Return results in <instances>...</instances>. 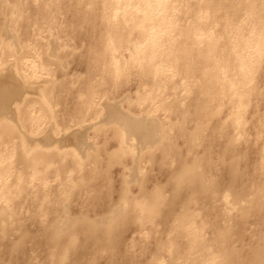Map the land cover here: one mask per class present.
Instances as JSON below:
<instances>
[{
  "label": "bare ground",
  "instance_id": "1",
  "mask_svg": "<svg viewBox=\"0 0 264 264\" xmlns=\"http://www.w3.org/2000/svg\"><path fill=\"white\" fill-rule=\"evenodd\" d=\"M27 1L0 0V19L4 17L7 22H14L13 27L8 25L7 22H3L4 26L0 25L2 26L0 27V160L3 158V149L12 148L15 151V157L6 163L5 171H13L15 174L18 167L21 170L19 173L16 172L17 175L15 176L18 178L16 177L12 185L9 184V186H14L12 187L16 190L13 189L14 192L24 195L28 191V193L33 194V196L30 195L29 201L36 209H33L34 215H31V219L37 225V230L30 232L26 227V230H24L23 222L18 216L22 213V209L16 207L17 201H15L14 205H10V195H7L8 193L6 194V192L1 194L0 244L3 241H6V244L4 243L5 248L2 249V252L0 251V264H15V255L22 258L23 264H91L92 260L102 257L107 252L111 254H109L111 258L108 260H114L115 258L112 257L117 256L118 253L120 254L122 247H125V252L122 253L123 258L128 261H135L136 257L132 251L134 250L132 249L134 237L131 238V242H126L125 239L129 230L127 227L132 224L138 225L135 230H146L156 236L154 232H156L157 228L151 226V224L155 220L153 218L161 212L164 214V229L161 228L159 232H166V240H168L166 242L169 247V252L167 251L166 254H170V257L167 259L168 256L164 255V253L155 255L156 253L154 252L155 254H151L152 257H149V260L144 259L147 262L143 260L146 264H166V262L168 264H233L236 260H238L239 264H244V262H241L242 260L237 259V250L227 248V241L233 235L234 225H220V222L223 224V220L225 222L229 220L228 216L234 209L236 212L239 211V217L241 218H247L253 212L264 215V147L258 151L259 157L258 161H256L258 162L256 167L260 170L259 174L262 176L258 179L260 184L252 187L247 185V181L249 183L252 182L251 177L247 178L250 170L246 172V169L244 171L246 176L243 177L244 173L239 169V161L244 159L243 156L246 153H243L244 151L236 146L240 141L239 137L242 136V132L245 130L246 121L243 119H245V112L248 111L245 110L252 103L253 96L258 97V95L261 96L264 93V0H101L103 11L99 16L95 15L96 18L94 17V20L96 19L97 23L93 27V30H99L101 35L98 49L95 51V59L98 63L94 67L91 66L101 70L102 73L100 74L102 75L107 70L109 81L114 83L122 80L125 75L129 76L133 73L145 75L146 78L150 76L155 83L157 81H168L169 93H172L173 97L175 96L173 99L178 98V96L187 97L192 90H196L199 96L192 101L191 105L194 114L189 109L185 108L183 110L182 108L180 113L181 122L177 117L171 115H168L169 117L166 115L168 118H164L165 120L152 115L154 109L158 110L157 104H154L155 107L154 109L152 107V111L140 109V113L135 111L132 113L125 110L122 102L128 99L127 97L130 93L126 92L125 94V91L122 89L123 92L120 88L121 94L117 95V98L114 97V99L124 98L120 101H115L114 104L110 102L111 99L106 97L107 94L105 95L106 98L104 95L103 97H98V94L93 93V89L96 88L92 89L91 87H89L87 95L83 92L86 95L84 99H82L84 96L80 92L77 93L80 98L83 96L81 98L82 105L78 106L77 101H72L71 103L76 104L74 107L72 106L73 108H69V104H64L58 100L54 102L55 99L51 98L52 89L56 86L67 85L66 82L70 74V72H66L61 76L59 75V78L58 74L55 73L59 69L57 71L54 70V66H59L63 63V61L59 62L58 50L63 47L59 43L60 37L58 33L61 31L59 32L58 29L62 26L59 24V19L62 17L64 19V9H62L63 6H52L49 0H34L38 5L35 6L38 14H31L30 7L25 8ZM82 1L80 0L79 2ZM87 1L88 4L93 6V3L97 0ZM123 4L125 8L132 6L138 12L141 7H149V10L155 13L148 15L149 17L146 16L147 14H143V17L140 16L141 19L139 18L138 20L140 22L137 21L135 24L133 23L134 25H131L133 19H135L133 18L134 14L129 13L133 16L132 18L127 17L126 12L123 14V11H120ZM178 4L180 6L183 4V7H187L185 9L186 13H192L190 14L189 23L185 26L181 25L179 18L174 15L175 10L178 9L177 6L180 7ZM157 8H159L160 13ZM8 14H11V17H8ZM130 19H132L131 24L129 22ZM20 22L27 24L23 33L19 32ZM144 22L147 26L146 29L142 27L145 26ZM66 28L68 29L67 25ZM13 30L18 31L20 34ZM44 48L45 52L43 54ZM32 51H34L35 57H38V59L35 60V58L31 57L33 54L31 53L30 55L29 52ZM126 53L129 55H125ZM28 54L31 58L28 57ZM6 55L7 57L14 56L15 61L10 62L12 58H4ZM63 57H66V54ZM63 57L61 56V58ZM173 59H176L175 61L177 62L175 63L179 62L178 65L180 64L179 66L174 63L171 64V66L176 65L179 67L178 75L181 76V80L177 81L178 83L174 81V77H169V72H166L167 70L170 71L169 64ZM174 72L176 73L177 71L175 70ZM175 73L173 75L176 76L177 73ZM138 75L136 77H140ZM196 77H199L197 78L199 80L196 79L195 81L197 82L194 83ZM100 78L97 79L100 80V83L107 81L104 76ZM142 78L143 84L145 80L144 77ZM69 79L72 80V77ZM149 80L148 78L147 82L151 84ZM35 81L38 86H34ZM122 81L125 82L124 80ZM163 84L165 83L163 82ZM133 86L134 83L131 87ZM67 88L71 90L73 86H66V90H68ZM141 89L143 90V88ZM153 90L155 89L153 88ZM33 91L40 95L39 101L29 97ZM60 91L59 89V93L63 89ZM98 91L101 90L99 89ZM146 91L148 92L149 90ZM150 91H152L151 88ZM157 91L159 92V89ZM103 92L105 94L104 90ZM135 93H137L138 98L140 95L139 89ZM113 94L115 93L113 92ZM142 96H146V94ZM149 97L147 100H149ZM170 97L172 96L169 94ZM140 99L137 104L142 100ZM179 99L175 102H179ZM183 101H181V104ZM97 104L102 106V110H98L99 106L95 108ZM59 105H62L60 110H58ZM77 106L80 107L78 110H76ZM166 107L165 109L167 110L168 107ZM170 109L172 110L169 103ZM42 110L44 112H41ZM225 110L227 117L225 116L222 120L220 117ZM95 111L97 113L101 111L98 114V122L99 117L102 116L99 124L95 123L93 119L94 122L92 123L95 126L90 125L91 123L87 125L83 122L85 124L82 125L84 126L83 128L78 129L80 126L77 125L79 127L76 130L75 127L74 130L72 128V131L69 132L70 128H68L67 132L66 127H68V124L73 121H78L79 123L85 121ZM60 112L68 115L69 117L66 118H69L70 121L66 124L64 122V125H66L65 133L67 134L63 133L64 135L58 138V135L54 136L55 131L60 130L63 125L59 126L55 120L60 116ZM172 112L174 111L172 110ZM8 114L12 115V121L8 120ZM46 116L51 119L48 123L51 126L49 130H47L49 126L42 128L45 124L44 119ZM188 121L195 122L189 127L186 126ZM167 126L176 129V134L172 136L171 132L168 133ZM230 127L234 128V130L230 131ZM90 129L95 130V135L102 134L106 135L105 137L111 131L112 137L118 142V147L112 150L107 149L108 142L111 139L114 140L113 138L109 141L106 138L108 142H104L102 145H97L96 143L95 145L94 141L92 142L91 140V136L87 133ZM177 138L184 140L187 152L180 151L178 144L175 142ZM103 141H105V138ZM201 145L203 146V151L200 153L197 148ZM71 146V149L74 147L75 149L70 151L63 149ZM156 151L161 155V162L157 163H159V168L167 176V182L166 184H156L152 189H148L145 183V172L147 173V171L141 167V162L148 155L152 158ZM214 154L216 155L214 156ZM128 156H131L135 164L132 167L124 166L125 170L119 174L118 180H123L122 183L124 185L121 184L123 185L122 188L120 186L118 200L113 202L112 190H107L110 193L106 192L107 194H105L103 190L105 186L103 187L100 181L108 179L111 182L110 168L115 164L122 165L123 160ZM53 160L59 163L61 173H65L67 168H69L67 165H70L72 167L70 170L76 174L75 178L71 177L72 174H68L66 178L61 180L60 186L62 188L65 187L62 194L66 195L68 193L71 197L75 195L78 198L79 195L77 196L74 190L80 188L82 197L86 194L91 195L90 197H93L96 202L104 199L103 203L100 204L105 208L102 213L95 212V214L89 215L88 210L84 209V211L80 210L79 212L77 210L76 214H73L66 207L65 210H61L65 213L64 216H61L62 212L57 203L55 204L58 195L55 190L47 192L44 190L45 192H43L38 184H34L33 190L27 189V183H24L21 179V174L25 173L24 168H32L37 175L43 173V176L37 177L45 181L49 177L46 176L47 173L45 172H48V165ZM168 161L169 163H176V168H169L167 166L169 164ZM104 163L106 165L102 166ZM221 166L231 176V179H229V181L231 180L230 184L226 185L229 187L224 188V191L221 183L216 180L218 178L210 175L212 168L220 169ZM13 168H16V170H12ZM59 170L57 169V171ZM241 180L243 181L242 183ZM134 184L137 186V190L132 191L131 187ZM169 186L171 197L168 200L165 196V191ZM184 189L188 190L189 193L187 200L183 202L184 204L181 203L180 205L179 203L180 209H177V211L169 207L167 211L163 212L161 207L163 205L166 206V204L169 206ZM8 190L11 191L12 189ZM183 192L185 193L186 191ZM49 194L52 197L49 198ZM225 194L229 195L234 203V206L229 208L227 213L221 212L220 207L222 206H219ZM200 198H203L206 202L204 204H206L207 209L211 208L212 212L215 211L214 215H216L211 221L206 219V214L205 218H200L201 221L197 220L196 218L201 216L199 215V210L194 211L189 208L190 203H197ZM54 199L55 201H53ZM23 202L21 201L19 206H23ZM86 204L85 206L88 209L92 207L90 211L97 206V203L92 206L89 202ZM28 209H31V207ZM59 211L61 212L60 214ZM246 220L248 218L245 219V222ZM260 223V227L262 225L264 227V217L261 218ZM195 224H198L200 231H204V234H197V230L193 228ZM207 228L214 229L215 235L212 232V236L207 238L205 236L209 230ZM243 229L242 231H245L246 227ZM14 231H19L20 233L17 238H8ZM169 231L171 234H169ZM256 233L257 231L254 232L255 236ZM142 235L145 234L143 233ZM239 236L243 237L242 234H239ZM145 237L147 238V236ZM257 237L261 243L255 249H252L254 251H250L253 254L252 258L249 259V257L245 256L249 259L248 261L245 260L248 264H264V231H258ZM26 238L43 247V251H41L43 254L40 258L37 257V262H30V259H32L31 251L28 252L30 249L21 248ZM159 238L162 240V235ZM183 240L184 242H182ZM178 241H181L180 246L177 244ZM157 243L155 244L154 242L155 245ZM246 245L248 244L242 245L241 249L243 250ZM156 248L154 247V249ZM164 249L161 248V251ZM141 250L143 251V249ZM143 263L142 261L138 262V264Z\"/></svg>",
  "mask_w": 264,
  "mask_h": 264
},
{
  "label": "rangeland",
  "instance_id": "2",
  "mask_svg": "<svg viewBox=\"0 0 264 264\" xmlns=\"http://www.w3.org/2000/svg\"><path fill=\"white\" fill-rule=\"evenodd\" d=\"M12 1H16V0H12ZM34 0H28L27 1V3H26V6H25V8H29V10L31 11V14H38V11L36 10V8L37 7H35L36 5H37V2H33ZM60 3H59V2ZM80 0H49V3L53 6V5H57V6H59V7H61V6H63V8L62 9H64V13H63V16H64V19H63V17L61 18V19H59L60 21V25H62V26H60L59 27V32L60 33H58L59 34V37H60V39H59V43L62 45V49H59L58 50V55H59V62L61 63L62 61H63V63L62 64H60L59 65V63L57 62V64L59 65V66H54V70L55 71H57L58 69V71L57 72H55L56 74H58V76L60 75H62V74H64V73H69L70 72V74L68 75V80H67V85H63V86H56L55 88H53L51 91V98L54 100L55 99V101L54 102H56V100H58V101H60V102H62V103H66V104H69V108H71L72 106L74 107V105L76 104V103H71L72 101H77V104H78V106L79 105H82L81 104V102H82V99H84L85 97H86V95L88 94V92H89V87H91L92 89L93 88H96V89H93V93H96V95L98 96V97H103V95H104V97H105V95H106V97H108L109 99H111L110 100V102H113V104H114V102L115 101H120V100H122L124 97H119L118 99H114V97H116L117 95H119V94H121V92L124 90L125 91V94H126V92L129 94V96L127 97L128 99H126V100H123V102H122V106H123V108L125 109V110H127V111H130V112H136V113H140V109H142V110H146V111H152L153 109H154V107H155V105L157 104V108H158V110H156V109H154L153 111H152V115H154V116H158V117H160V118H163V120H165L164 118H168L169 116L168 115H171V116H174V117H177L178 119H179V121L181 122V118H180V113H181V109L183 108V110L186 108V109H189L190 111H191V113L192 114H194V111H193V108H192V101L195 99V98H198L197 96H199L198 95V92L192 87V89H194L195 91H191V93L193 94H189V96H187V97H184V96H178V98H176V99H173L174 97H173V95H172V93H169V82L168 81H157L156 83L154 82V81H152V78L150 77V76H148V78L150 79L149 81H151V84H150V82H147V80H148V78H146V76L145 75H143L142 76V74H139L140 75V77H136L137 75H138V73H136V74H131V75H129L128 73V75L129 76H127V75H125V77L124 78H126V79H124V78H122V80H124L125 82H123L122 80H119L117 83H114V82H111V81H109L110 79H109V77H108V74L106 73V71H104L103 73V75L102 74H100V73H102V71L101 70H98V69H96V68H93L94 67V65L95 64H97L98 62H96V59H95V51L98 49V43H99V40H100V37H101V35H100V33H99V30H93V27H94V25H95V23H97L96 22V19L94 20V17L96 18V16L98 15L99 16V14H101L102 13V11H103V9H102V4H101V0H97L96 2H94L93 3V6H91L90 4H88V1L87 0H83L82 2H79ZM30 3V4H29ZM55 3H57V4H55ZM67 3V4H66ZM70 3V4H69ZM96 3V4H95ZM99 3V4H98ZM59 4V5H58ZM65 4V5H64ZM34 5V6H33ZM179 5V4H178ZM38 6V5H37ZM66 8H65V7ZM121 6V5H120ZM125 5L123 4V8L121 7V12L123 13V14H125V12H126V14H127V17H133L132 15L134 14V17L133 18H135V19H133V22H132V24H131V21H132V19H130V24L131 25H134L138 20H139V18L141 19V17H143V14L144 15H146L147 17H149L148 15H150V14H154L155 12L153 11H150L149 10V7L147 8V7H145V8H140V13L138 12V10L136 11L132 6H130V7H124ZM170 6V5H169ZM180 6V5H179ZM67 7H69V8H67ZM91 7V8H90ZM160 7H162V6H160ZM183 4L180 6V7H178L177 6V10H175V12H174V15H175V17H178L179 18V22H180V24L181 25H183V26H185V25H187L188 23H189V21H190V14H192V13H186L185 12V9H187V7L185 6V7H183ZM77 8V9H76ZM80 8V9H79ZM92 8H94V9H92ZM145 9V10H144ZM148 9V10H147ZM159 8H157V10H158ZM191 9V8H190ZM34 10V11H33ZM68 10V11H67ZM157 10H156V13H157ZM66 11V12H65ZM82 11V12H81ZM130 11V12H129ZM132 11V12H131ZM133 11H135L134 13H133ZM144 11V12H143ZM159 11V13H160V10H158ZM187 11V10H186ZM37 12V13H36ZM86 12V13H85ZM138 12V13H137ZM150 12V13H149ZM152 12V13H151ZM162 12V11H161ZM68 13V14H67ZM80 13V14H79ZM84 13V14H83ZM93 13V14H92ZM129 13H131V14H129ZM137 13V14H136ZM187 15H186V14ZM86 14V15H85ZM91 14V15H90ZM158 14V13H157ZM11 15V14H10ZM9 14L7 15L8 17H11ZM66 15V16H65ZM75 15H77V16H75ZM81 15V16H80ZM84 16V18H83V16ZM89 15V16H88ZM96 15V16H95ZM131 15V16H130ZM137 15H138V19H137ZM141 16V17H140ZM145 16V17H146ZM183 16H185L184 18H183ZM88 17H90V18H88ZM144 17V18H145ZM66 18V19H65ZM189 20H188V19ZM4 19V20H3ZM83 19V20H82ZM91 19V20H90ZM146 19H148V18H146ZM183 19V20H182ZM187 19V20H186ZM64 20V21H63ZM86 20V21H85ZM90 20V21H89ZM67 21V22H66ZM82 21V22H81ZM83 21H84V23H83ZM3 22L5 23V22H7L6 21V19L4 18V17H1V19H0V25H2V26H4V24H3ZM65 24H64V23ZM138 22H140V21H138ZM146 22V21H145ZM144 22V25L145 26H142L143 28H145L146 29V23ZM187 22V23H186ZM2 23V24H1ZM8 23V25H14V22L12 23V21L10 22V21H8L7 22ZM24 23V22H23ZM23 23H19V25H20V27H19V32L20 33H23V32H25V31H23V30H26V26H27V24L26 23H24V25H23ZM68 23V24H67ZM75 23V25H73ZM134 23V24H133ZM66 25H67V27H68V29L66 28ZM2 26H0V27H2ZM13 27V26H12ZM65 27V28H64ZM82 27V28H81ZM23 28H25V29H23ZM81 28V29H80ZM90 29H92V30H90ZM69 30H72V31H69ZM74 30V31H73ZM78 30H80V31H78ZM13 31H15V30H13ZM90 31V32H89ZM94 31V32H93ZM16 33L18 32V31H15ZM18 32V34H20ZM66 32V33H65ZM71 32V33H70ZM74 32V33H73ZM79 32V33H78ZM65 35H64V34ZM76 33V34H75ZM62 34V35H61ZM67 34V35H66ZM75 35V36H74ZM83 36V37H82ZM87 36V37H86ZM94 36V37H93ZM58 37V36H57ZM79 37V38H78ZM91 37V38H90ZM99 38V39H98ZM21 39H23V38H21ZM83 39V40H82ZM61 40V41H60ZM92 42V43H91ZM94 44V45H93ZM65 45V46H64ZM93 47V48H92ZM67 48H69V49H67ZM89 48H90V50H89ZM75 50V52H73L74 50ZM93 49H95L94 51H93ZM71 51H72V54H71ZM93 51V52H92ZM44 52H45V48L43 49V54H44ZM64 52H65V54H66V57H63V56H65V54H64ZM68 52V53H67ZM31 53L33 54L31 57L32 58H35V60L36 59H38V57H35V53H34V51H32V52H29V54L31 55ZM94 53V54H93ZM28 54V57H30V55ZM46 54V53H45ZM62 54H64V55H62ZM67 54H68V56H67ZM72 55V56H71ZM125 55H129L128 53H126ZM46 56V55H45ZM61 56L63 57V58H61ZM88 56H90V57H88ZM30 57V58H31ZM80 57V58H79ZM87 57V58H86ZM91 57H93V59H91ZM4 58H9V59H11L10 60V62H13V61H15V57L14 56H8L7 57V55L6 56H4ZM58 58V57H57ZM65 58H67V59H65ZM65 59V60H64ZM57 60V59H56ZM127 60H130V59H127ZM176 59H173L172 61H171V63L169 64V66H170V71L169 70H167L166 72L169 74V77L171 76V77H174L173 79H174V81L175 82H179L181 79H180V75H178V71H179V67H177V66H179L178 65V63H175V62H177V61H175ZM84 61V62H83ZM124 61H125V59H124ZM67 62V63H66ZM89 64H88V63ZM176 64V65H173V66H171V64ZM88 66H87V65ZM77 65V66H76ZM90 65V66H89ZM93 67H92V66ZM63 66V67H62ZM168 66V67H169ZM56 67V68H55ZM61 67H62V69H61ZM72 68V69H71ZM178 70H177V69ZM64 69V70H63ZM91 69V70H90ZM101 69H102V67H101ZM176 70L177 72V74L174 72V71ZM97 71V72H96ZM173 71V72H172ZM86 73H88V74H86ZM99 73V74H98ZM173 73H175L176 74V76L175 75H173ZM170 74H172V75H170ZM71 75V76H70ZM94 75V76H93ZM98 75V76H97ZM106 75V76H105ZM135 75V76H134ZM138 75V76H139ZM178 75V76H177ZM60 76H59V78H60ZM90 76H91V78H90ZM102 76H104V77H106L107 78V81L106 82H101L100 83V80H97V79H101L100 77H102ZM72 77V80H70L69 78H71ZM131 78V80H130V78ZM135 77H136V79H135ZM142 77H144V82L145 83H143L142 84V82H143V78ZM62 78V77H61ZM89 78V79H88ZM133 78V79H132ZM140 78V79H139ZM197 78H199V77H196L195 79H194V83H196L197 81H195ZM88 79V80H87ZM93 79H96V80H93ZM172 79V80H173ZM178 79V80H177ZM89 80H90V82H89ZM134 80V81H133ZM137 80V81H136ZM197 80H199V79H197ZM89 83H88V82ZM108 81H109V83H108ZM92 82V83H91ZM98 82V83H97ZM121 82V83H120ZM161 82V83H160ZM163 82L165 83V84H163ZM177 82V83H178ZM35 83V85L34 86H38V83H36V81L34 82ZM71 83H72V85H71ZM85 83H88V84H85ZM107 83V84H106ZM131 83H132V85H133V83H134V86L133 87H131L132 85H131ZM150 84V85H148V84ZM153 83H155V84H153ZM172 83V82H171ZM91 84V85H90ZM109 84V85H108ZM127 84V85H126ZM147 84V85H146ZM158 84V85H157ZM112 85H114V86H111ZM116 85V86H115ZM118 85V86H117ZM138 85V86H137ZM141 85V86H140ZM145 85V86H144ZM153 85H154V87H153ZM158 86V87H160V88H158V87H156V86ZM160 85V86H159ZM263 85V84H262ZM66 86L68 87H71V86H73V88H71V90H69L68 88V90H66ZM85 86H87V87H85ZM99 86V87H98ZM128 86H130V87H128ZM147 86V87H146ZM163 86V87H162ZM171 86V85H170ZM173 86V85H172ZM64 87V88H63ZM85 87V88H84ZM106 89H105V88ZM122 87V88H121ZM126 87V88H125ZM139 87V88H138ZM143 88V90L141 89V88ZM155 89V90H153V88ZM57 88V89H56ZM77 88V89H76ZM110 88V89H109ZM115 88V89H114ZM119 88L122 90H120L119 91ZM148 88V89H147ZM150 88H151V90L152 91H150ZM162 88V89H161ZM164 88V89H163ZM59 89L62 91V89H63V91L61 92V93H59ZM64 89H65V91H64ZM79 89V90H78ZM84 89V91H82ZM86 89V90H85ZM101 90V91H98V90ZM111 89H113L112 91H111ZM138 89H139V92H140V97H141V99L143 100H141L140 99V97L138 96V98L142 101V103H141V101H139V103L137 104V102H138V98H137V93H135V92H137L138 91ZM141 89V90H140ZM159 89V92L157 91ZM55 90H57V91H55ZM105 91V94H104V92L102 93V91ZM116 90V91H115ZM146 90H149L148 92L146 91ZM165 90V91H164ZM67 91V92H66ZM96 91V92H95ZM123 91V92H124ZM131 91V92H130ZM143 91V92H142ZM155 91V92H154ZM163 91V93H161V92ZM55 92H57V93H55ZM71 92V93H70ZM81 93L83 96V98L81 99L80 98V96H79V94H77V93ZM83 92H85V94L86 95H84V93ZM98 92V93H97ZM113 92L115 93V94H113ZM146 92V93H145ZM153 92V93H152ZM157 92V93H156ZM54 93H55V95H54ZM70 95H68V94ZM142 93V94H141ZM143 93H145L146 94V96H142V95H145V94H143ZM155 93V94H154ZM160 93H161V95H160ZM165 93V94H164ZM60 94V95H59ZM73 94V95H72ZM152 94V95H151ZM158 94H159V96H158ZM167 94V95H166ZM169 94H170V96H172V97H170L169 98ZM53 95V96H52ZM62 95V96H61ZM109 95V96H108ZM110 95H111V97H110ZM115 95V96H114ZM135 95V96H134ZM164 95H165V97H167V98H169V99H167V98H165L164 97ZM264 93L263 94H261V96L260 95H258V97L257 96H253L252 97V103H250V105L248 106V108L245 110V111H247V112H245V116H244V118L245 119H243V120H245L246 121V126H245V130H244V132H242V136H240L239 138H240V141L236 144V146L240 149V150H243L244 152L243 153H246L245 155L244 154H242V155H244L243 156V158L244 159H242V160H240L239 161V169H240V171H242L243 173H244V176L243 177H245L246 176V172H248L249 170V172H248V174H249V177H247V178H250L251 179V183H249L248 181H247V185H251L252 187H255V186H258L259 184H260V182H258L259 180V178H261L262 176L259 174V171L260 170H258L257 169V167H256V164L258 163V162H256V161H258V157H259V153H258V151L260 150V149H262V147H264ZM57 96H59V97H57ZM64 96V97H63ZM149 96H151V97H149ZM152 96H155V97H152ZM193 96V97H192ZM263 96V97H262ZM29 97L30 98H33V100H38L39 101V99H40V95L38 94V93H34V91H33V93H31L30 95H29ZM54 97V98H53ZM60 97H61V100H60ZM73 97V98H72ZM78 97H79V99H78ZM96 97V96H95ZM105 97V98H106ZM142 97H144V98H142ZM148 97H149V100H147L148 99ZM157 97V98H156ZM257 97V98H256ZM260 97V98H259ZM57 98H59V99H57ZM63 98V99H62ZM70 98H72V99H70ZM117 98V97H116ZM132 98V99H131ZM151 98V99H150ZM180 98V99H179ZM259 98V99H258ZM65 99H66V101H65ZM70 99V100H69ZM136 99V100H135ZM154 101H153V100ZM172 99H173V101H172ZM177 99H179V102H175ZM182 99V100H181ZM189 99V100H188ZM64 100V101H63ZM81 100V101H80ZM128 100V101H127ZM161 100V101H160ZM162 100H164L163 101V103H162ZM171 100V101H170ZM184 100V101H183ZM261 100V101H260ZM129 101H131V102H129ZM145 101V102H144ZM149 101V102H148ZM153 101V102H152ZM181 101H183V106H182V104H181ZM189 101H191V102H189ZM126 102H129L130 103V105H129V103H126ZM147 102H148V104H147ZM175 102V103H174ZM255 102V103H254ZM263 102V103H262ZM141 103V104H140ZM153 103V105L151 106V104ZM169 103L171 104V108H172V110L174 111V112H172V110L170 109L169 110ZM71 104V105H70ZM127 104V105H126ZM135 104V105H134ZM155 104V105H154ZM176 104H177V106H176ZM186 104H188V106H186ZM190 104V105H189ZM38 105V104H37ZM63 105V104H62ZM62 105H59V109L58 110H60L61 109V107H62ZM126 105V106H125ZM137 105V106H136ZM141 105V106H140ZM146 105V106H145ZM148 105V106H147ZM168 105V106H167ZM180 105V106H179ZM77 106V108H76V110H78L80 107H78ZM97 106H99V108H98V110H102V106H100L99 104H97L96 105V107L95 108H97ZM133 106V107H132ZM145 106V107H144ZM167 106L168 107V111L165 109V107ZM186 106V107H185ZM72 107V108H73ZM128 107V108H127ZM139 108V109H137V108ZM149 107H151V108H149ZM152 107H153V109H152ZM166 107V108H167ZM173 107H174V109H173ZM261 107H262V109H261ZM164 108V109H163ZM178 108H180L179 110H178ZM250 108V109H249ZM259 110H258V109ZM82 109V108H81ZM131 109V110H130ZM149 109H151V110H149ZM192 109V110H191ZM38 110V109H37ZM137 110V111H136ZM167 111L166 113H165V111ZM178 110V111H177ZM171 111V112H170ZM176 111V112H175ZM41 112H44V110H42ZM179 112V113H178ZM257 112V113H256ZM69 113V112H68ZM67 113V114H68ZM99 113H101V111L100 112H94V114H90V116L87 118V119H85V121H81L80 123L78 122V121H73L72 123H74V124H72V123H70V124H68V127H66V130L68 129V128H70L69 129V132L70 131H72V130H74V128H75V130L78 128V129H81V127L83 128L84 126H82L84 123L85 124H87V125H89V123H91L90 125H93V126H95L92 122H94L95 121V123H97V124H99V122H100V119H101V117L102 116H100L99 118V122H98V114ZM144 113V112H143ZM178 113V114H177ZM60 114V116H58V119L57 120H55L56 121V123L58 122V125L60 126H62V127H64V128H62L61 127V129L60 130H58L57 132L55 131V134H54V136H57L58 138H60V137H62L64 134L63 133H65L66 132V130H65V126L66 125H64V122H65V124L66 123H69V118H66V117H69L68 115H65V114H62V112H60L59 113ZM96 114V115H95ZM226 110L224 111V113L222 112V114H221V117H220V119H224L225 118V116H226ZM63 115V116H62ZM166 115L168 116V117H166ZM11 116L12 115H10V114H8L7 115V118H8V120H10V121H12V118H11ZM92 116V117H91ZM96 116H97V118H96ZM93 117H95V118H93ZM196 117V116H195ZM227 117V116H226ZM256 117V118H255ZM93 119H94V121H93ZM175 119V118H174ZM45 124L42 126V128H45V127H48L47 128V130H49V128L51 127L48 123L51 121V119L48 117V116H46L45 117ZM63 120V121H62ZM92 120V121H91ZM254 120V121H253ZM86 121H87V123H86ZM14 122V121H13ZM63 122V123H62ZM84 122V123H83ZM195 121H188L187 123H186V126H192L193 125V123H194ZM254 122V123H253ZM84 124V125H85ZM192 124V125H191ZM47 125V126H46ZM77 125H79V126H77ZM70 126V127H69ZM167 127H169V126H167ZM166 127V129L168 130V133L169 132H171V135L173 136L174 134H176V129H174V128H171V127H169V128H167ZM73 128V129H72ZM72 129V130H71ZM234 130V128H232V127H230V131H233ZM67 132H68V130H67ZM95 130L94 129H90V130H88V135L89 136H91V140H92V142L96 145V143H97V145H102L104 142H108L111 138H113L112 136V133H110L111 131H109V133H108V135H107V137H105L106 135H102V134H100V135H95ZM240 132V131H239ZM236 133H237V130H236ZM244 133V134H243ZM65 134H67V133H65ZM94 134V135H93ZM246 135V136H245ZM39 136H40V134H39ZM60 136V137H59ZM248 137V138H247ZM254 137H255V139H254ZM96 138V139H95ZM104 138H105V141H103L104 140ZM106 138H108V141H106ZM114 140H110L109 142H108V144H107V149H109V150H112V149H116V147H118V142H117V140L115 139V138H113ZM260 139V140H259ZM224 140V139H223ZM247 140V141H246ZM249 140V141H248ZM242 141V142H241ZM245 143H244V142ZM256 141V142H255ZM175 142L178 144V146H179V148H180V151H182V152H187V146H186V144H185V142H184V140H182V138L180 139V138H177V139H175ZM244 143V144H243ZM260 143V144H259ZM239 144V145H238ZM241 144V145H240ZM250 145H252V146H250ZM202 146V145H201ZM201 146H199V148H197L196 150L198 151V152H200L201 153V151H203V146H202V148H201ZM247 148H246V147ZM250 146V147H249ZM72 148V146L71 147H68V148H63L64 150H67V151H70V150H73V149H75V147L73 148V149H71ZM216 148H218V147H216ZM243 148V149H242ZM252 148V149H251ZM245 150H246V152H245ZM15 151H13V149L12 148H9V149H3L2 150V155H3V158H2V160H0V196H1V194H3V193H5L6 192V194L7 195H10V197H9V203H10V205H14V203H15V201H17V203H16V207L17 208H19L20 207V209H22V213H20L18 216H19V218H20V220H22L21 222H23V227H24V230H26V229H28V231H30V232H35L36 230H37V225L32 221V219H31V217L34 215V213H33V211L34 210H36L35 208H34V206L31 204V202L29 201V199H30V195H32L33 196V194H31V193H28V191L26 192V194H20V193H17V192H14V188H12V187H14V186H11L12 185V183L14 182L13 180L17 177V176H15V175H17V173H19V171L21 170L19 167H18V170H16V168H13L12 170H16V172H15V174L13 173V171H5V166H6V163H8L9 161H11L14 157H15V153H14ZM78 152H80L79 150H78ZM158 151H156L154 154H153V160H152V158H151V156H147L142 162H141V167L145 170V171H147V173L145 172V183H146V185H147V188L148 189H152L156 184H166V182H167V176H165V174H164V172L159 168V163L161 162V155H160V153H158ZM216 153V152H215ZM242 153V152H241ZM104 155V154H103ZM156 155V156H155ZM216 154H214V156H215ZM248 155V156H247ZM155 156V157H154ZM157 156H158V158H157ZM246 156V157H245ZM149 158H151L150 160H149ZM155 158V159H154ZM148 159V160H147ZM157 159V160H156ZM153 161H154V163H153ZM243 161V162H242ZM147 162V163H146ZM151 162V163H150ZM157 162H159V163H157ZM2 163V164H1ZM54 163V164H53ZM144 163V164H143ZM145 163H146V165H145ZM157 163V164H156ZM168 163H169V161H168ZM52 164V165H51ZM134 164H135V162L133 161V159L131 158V156H128L127 158H125L124 160H123V163H122V165L121 164H115V165H113L111 168H110V170H111V173H110V175H111V182L108 180V179H104V180H101L100 181V183H101V185L104 187L103 188V190H104V193L105 194H107L106 192H108V193H110L109 191H110V189L112 190L111 192H113V196H112V200H113V202H116L117 200H118V192L120 191V186H121V188L123 187V180L121 181V180H118V176H119V174L122 172V171H124L125 169H124V166H127V167H132V166H134ZM149 164V165H148ZM54 165V166H53ZM106 165V163H104L102 166H105ZM49 167V169L47 168V170H48V172L46 171L45 173H47L46 174V176H49L48 177V179L46 180L45 179V181L43 180V179H39V177H37V176H43V173H41V174H35V171L32 169V168H24V172L25 173H23V174H21L22 175V180H23V182L24 183H27L26 185H27V189L29 190H33L34 188V186L35 185H39L40 186V190L41 191H43V192H45L44 190H46V192L47 191H50V190H55V193H57L58 195H57V201L55 202V204L57 203V206L59 207V209H60V211L62 210H65L66 209V207L73 213V214H76V211L78 210V212L80 211V210H83L84 211V209H86V210H88V214L89 215H93V214H95V212H97V213H102L104 210H105V208H103L102 207V205H100L101 203H103V200L104 199H101V200H98V202H96V200H94V198L93 197H90L91 195H88V194H86V195H84L83 197L81 196L82 194V190L80 189V188H76V190H74V193H76V195L78 196H81V197H79L78 196V198H80L79 200H78V198L74 195V196H72L71 197V195H69L68 193L66 194V195H64V194H62V192H63V189L65 188H62L61 186H60V182H61V180L63 179V178H66V176L68 175V174H72L71 175V177H73V178H75L76 177V174L72 171V170H70L72 167L70 166V165H67V167H69V168H67V170L65 171V173H61V170H59V163L56 161V160H53V161H51L50 163H49V165H48ZM92 166H93V164H92ZM148 166V167H147ZM167 166H169V168H171V169H174V168H176V163H169ZM166 166V167H167ZM57 169L59 170V171H57ZM165 169H167V168H165ZM219 168H215V169H213L212 168V171H210V175L212 176V177H214V178H218V179H216V180H218L220 183H221V185H222V187H223V191H224V188H228L226 185H228V184H230V181H229V179H231V176H230V173L229 172H227V171H224L223 170V167L221 166L220 167V169L218 170ZM247 169V170H246ZM26 170V171H25ZM144 170H143V172H144ZM149 170V171H148ZM214 170V171H213ZM222 170V171H221ZM246 170V172H244ZM31 171V172H30ZM161 171V172H160ZM34 173V176H33V173ZM214 172V173H213ZM28 173V174H27ZM44 173V174H45ZM87 173V172H86ZM128 173V172H127ZM25 174V175H24ZM88 174V173H87ZM218 174H219V176H218ZM164 175V176H163ZM36 176V177H35ZM151 176H152V178H151ZM216 176V177H215ZM25 177V178H24ZM18 178V177H17ZM150 178V179H149ZM31 179V180H30ZM21 180V181H22ZM43 180V181H42ZM107 180V181H106ZM129 180H130V178H129ZM26 181V182H25ZM121 181V182H120ZM148 181V182H147ZM45 182H47V183H45ZM107 182V183H106ZM229 182V183H228ZM243 181L241 180V183H242ZM6 183V184H5ZM45 183V184H44ZM106 183V185H104ZM109 183V184H108ZM148 183V184H147ZM9 184H11L10 186H9ZM35 184V185H34ZM44 184V185H43ZM110 184H112V185H110ZM121 184H123V185H121ZM46 185V186H45ZM10 188H9V187ZM49 186V187H48ZM110 186H112V187H110ZM226 186V187H225ZM110 187V188H109ZM108 188V189H107ZM113 188V189H112ZM8 189H12L11 191L10 190H8ZM14 189V190H13ZM80 189V190H79ZM131 189H132V191H135V190H137V186L134 184V185H132V187H131ZM222 189V188H221ZM106 190V191H105ZM107 190H109V191H107ZM16 191V190H15ZM183 191H186L185 193L183 192ZM77 192H78V194H77ZM188 190H186V189H184V190H182V193L180 192L179 193V195L175 198V200L168 206V204H166V206L165 205H163L162 207H161V209H163V212H165V211H167L168 209H169V207H172L173 209H175V210H179L180 209V205H181V203L182 204H184L183 202H185L186 200H187V197H188ZM29 196H28V195ZM26 195V196H25ZM73 195V194H72ZM184 195H186V196H184ZM21 196H22V199H21ZM24 196V197H23ZM86 196V197H85ZM165 196L167 197V199L169 200V197H171V189H170V186L166 189V191H165ZM180 196V197H179ZM50 197H52V195L51 194H49V198ZM91 198V199H89V198ZM11 198V199H10ZM75 198H77V199H75ZM183 198H185V199H183ZM77 200L76 202H75V200ZM85 199V200H84ZM87 199V200H86ZM201 199V198H200ZM199 199V202H197V203H195V202H193V203H190L189 204V208H191L192 210H199V215H201V216H198L196 219L197 220H200L201 221V219L202 218H205V214H206V219L208 220L209 219V221H211V219H213V217H215V215H214V213H215V211H213L212 212V209L210 208V209H207L206 208V204H204V203H206L204 200H203V198L200 200ZM223 201L222 202H220V204H219V206H222V207H220V210H221V212L223 211V213H227L228 211H229V208H231L232 206H234V203L231 201V199H230V196L229 195H224L223 196ZM11 200V201H10ZM19 200V201H18ZM24 201L23 203H24V205L23 206H19V203L21 202V201ZM25 200H27V201H25ZM92 200V201H91ZM167 200V201H168ZM53 201H55V199L53 200ZM80 201V202H79ZM84 201V202H83ZM182 201V202H181ZM202 203H201V202ZM28 202V203H27ZM75 202V203H74ZM81 202H83L84 203V205H83V203L82 204H80ZM87 202H89V204H91V206L92 205H96V204H94V203H97V206L95 207V208H93L91 211H90V209L92 208V207H90L89 209L85 206V205H87L86 203ZM76 204V205H74V204ZM177 203V204H176ZM179 203H180V205H179ZM80 205V207H79V205ZM74 205V206H73ZM78 205V206H77ZM177 205H179V206H177ZM192 205V206H191ZM196 205V206H195ZM201 205H204V206H201ZM33 206V207H32ZM82 206H83V208H82ZM200 206H201V208H200ZM29 207H31V209H28ZM175 207V208H174ZM202 207H203V209H202ZM205 207V208H204ZM209 207V206H208ZM168 208V209H167ZM222 208V209H221ZM34 209V210H33ZM201 209H202V211H201ZM206 209V210H205ZM68 210V211H69ZM177 210V211H178ZM204 210V211H203ZM218 210V209H217ZM59 211V214L62 212H60ZM207 211V212H206ZM210 213V214H209ZM64 214L65 213H63L62 212V214H60L61 216L63 215L64 216ZM213 214V215H212ZM235 214H236V216H235ZM32 215V216H31ZM163 215V216H162ZM158 216V217H157ZM156 217H154L153 219H155L154 221H153V225L151 224V226H154L155 228H157L156 229V232H154L155 233V235L156 236H154L153 235V233L151 232V233H149L148 231H146V230H143V231H140V230H135V229H137V227H138V225L137 226H135V225H130L129 227H127V228H129V230H128V232H127V234H126V242H131V238L132 237H134V243H133V245H132V249H134V250H132L133 252H134V254H135V257H136V260L135 261H128V260H126V259H124L123 258V255H122V253H124L125 252V247H122L121 248V250H120V254L118 253L117 254V256H113L112 258H115L114 260H112V261H110V260H108L109 258H111V254L110 253H104L103 254V256L102 257H98V258H96L94 261L92 260L90 263L91 264H138V262H141L142 261V263L145 261V262H147V260H149L151 257H152V255L153 254H155V255H161V254H163L164 253V255H166V256H168L167 257V259H169V257H170V254H166V252L169 250L168 248V240H166L167 239V235H166V232H159V231H161L160 229L161 228H163L164 229V221H163V219H164V214L161 212L160 214H158ZM211 216H212V218H211ZM261 216V217H260ZM238 217V218H237ZM262 217H264V215L262 216V215H259V214H255V212H253V213H251V215H248V220H246V222H245V219H247V218H241V217H239V211H235V209H234V211H232V213L228 216V219L229 220H226V222H225V220H223L222 222H223V224L220 222V225H227V226H233V235L231 236V240L230 239H228V241H227V248H230V249H234V250H237L238 251V256H237V259H239L242 263L244 262V264H248L247 263V261L250 259V258H252V251H254V250H252L253 248L255 249L256 247H258L259 246V244L261 243L260 242V240H258L257 238V236H258V231H264V227H263V225H262V227H260L261 225V218ZM47 218V217H46ZM201 218V219H200ZM259 218V219H258ZM195 219V220H196ZM227 219V218H226ZM232 219V220H231ZM234 219V220H233ZM237 219V220H236ZM258 219V220H257ZM152 221V220H151ZM257 221H259V222H257ZM163 222V223H162ZM191 222H193V221H191ZM238 222V223H237ZM241 222V223H240ZM244 222V223H243ZM257 222V223H256ZM225 223V224H224ZM229 223V224H228ZM240 223V224H239ZM158 225V226H157ZM135 226V227H134ZM25 227H26V229H25ZM132 227V228H131ZM246 227V230L245 231H242V229L243 228H245ZM193 228L195 229V230H197V234H199V233H202V234H204V231H200L201 229L198 227V224H195V225H193ZM162 229V230H163ZM207 229H209L208 231H207V233H206V237L207 238H210L211 236H212V232H214V229H210V228H207ZM244 230V229H243ZM200 231V232H199ZM255 231H257V233H256V236L254 235V232ZM135 232H137V233H135ZM140 232V233H139ZM148 234H146V233ZM237 232H238V235H237ZM145 234V235H142V234ZM215 233L216 232H214L213 234L215 235ZM20 233H19V231H14L13 232V234H10L9 235V237L8 238H17V236L19 235ZM138 234V235H137ZM141 234V235H140ZM169 234H171V232L169 231ZM239 234H242L243 235V237H240L239 236ZM161 235H162V240H163V242L161 243V241L162 240H160V238L159 237H161ZM145 236H147V238L145 237ZM239 236V237H238ZM150 237V238H149ZM164 237V238H163ZM143 238V239H142ZM146 239V240H145ZM153 239V240H152ZM157 239V240H156ZM237 239V240H236ZM138 240V241H137ZM144 240V241H143ZM155 240V241H154ZM236 240V241H235ZM29 241V242H28ZM140 241V242H139ZM147 241V242H146ZM152 241H154L155 242V244L157 243V242H159V243H157V245H155L154 244V242H152ZM167 241V242H166ZM6 241H3V242H1V246H0V251L2 252V249H4L5 248V243ZM27 242V243H26ZM138 242V243H137ZM182 242H184V240L182 241ZM229 242V243H228ZM5 243V244H4ZM165 246H164V245ZM177 244L179 245V244H181V241H178L177 242ZM232 244V245H231ZM245 244H248V245H246L245 247H244V249L242 250L241 249V247H243L242 245H245ZM136 245V246H135ZM164 246V247H162V246ZM37 246V247H36ZM142 246V247H141ZM161 246V247H160ZM167 246V247H166ZM180 246V245H179ZM232 246V247H231ZM236 246V247H235ZM248 246V247H247ZM30 247V248H29ZM37 249H36V248ZM131 247V246H130ZM154 247H157L156 249H154ZM160 247V248H159ZM172 247H174V245H172ZM252 247V248H251ZM21 248H24L25 250H29L28 252H30L31 251V253H32V259H30V262H37V260H38V258H40L41 257V255L43 254V252L41 253V251H43V247L42 246H39L36 242H33V241H30L28 238H26L25 239V243L23 244V246L21 247ZM161 248L162 249H164V250H162L161 251ZM32 249V250H31ZM39 249V250H38ZM141 249H143V251L141 250ZM154 251H153V250ZM160 249V250H159ZM249 249V250H248ZM251 249V250H250ZM34 250V251H33ZM145 250V251H144ZM151 250H152V253H151ZM40 251V252H39ZM149 251V252H148ZM247 251V252H246ZM251 251V252H250ZM39 252V253H38ZM142 252V253H141ZM155 252V253H154ZM159 252V253H158ZM169 252V251H168ZM245 252V253H244ZM145 253V254H144ZM161 253V254H160ZM243 253H244V256H243ZM248 253H249V256H248ZM37 254V255H36ZM110 254V255H109ZM152 254V255H151ZM251 254V255H250ZM40 255V256H39ZM142 255V256H141ZM21 256V255H20ZM106 256V257H105ZM241 256H243L242 258H240ZM245 256H247V257H249V259L247 258V257H245ZM38 257V258H37ZM108 257V258H107ZM150 257V258H149ZM14 261L17 263V264H23V262H22V258L21 257H18L17 255H15L14 256ZM21 258V259H20ZM37 258V259H36ZM105 258V259H104ZM247 258V259H246ZM98 259V260H97ZM144 259H147V260H144ZM119 260V261H118ZM126 260V261H125ZM138 260V261H137ZM144 260V261H143ZM244 260V261H243ZM245 260H247L246 262H245ZM121 261V262H120ZM167 261V260H166ZM143 263V264H146V263ZM15 263V264H16ZM166 264H168V262H166ZM233 264H239L238 263V260H236Z\"/></svg>",
  "mask_w": 264,
  "mask_h": 264
}]
</instances>
